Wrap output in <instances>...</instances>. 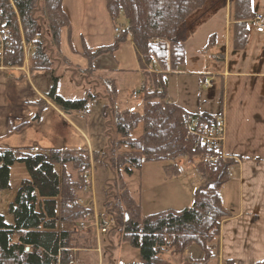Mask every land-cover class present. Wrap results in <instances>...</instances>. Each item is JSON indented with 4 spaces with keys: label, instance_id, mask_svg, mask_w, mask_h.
I'll return each instance as SVG.
<instances>
[{
    "label": "trees",
    "instance_id": "16d2710c",
    "mask_svg": "<svg viewBox=\"0 0 264 264\" xmlns=\"http://www.w3.org/2000/svg\"><path fill=\"white\" fill-rule=\"evenodd\" d=\"M211 1L217 0H106L111 22L121 32L108 46L88 48L83 44L82 56L89 62L87 72H94L92 62L96 58L113 55L130 36L142 73L143 111L114 109L112 100L117 90L114 81L109 80L114 97H110L111 104L103 108L102 115L108 135L109 129L114 127L119 139L110 136L104 153L30 147L0 150V191L10 188V170L16 163L23 164L29 174L21 181L9 206L13 222L8 223L0 214V264H70L74 262L77 249L102 248L101 239L95 233L84 234L78 229L92 210L76 202L85 195L83 189L91 183L92 168L95 171L94 163L100 158L118 176L117 182L114 179L112 188H108L113 190L105 192L108 201L116 192L112 204L105 203L112 206V212H107L113 217L112 229L121 231L123 239L139 249L141 264H207L216 259L222 222L233 216L222 203L221 190L230 181L229 169L235 161L229 157H221L217 164L203 165L196 161L201 155H221V150L191 134L185 120L193 115L207 127L218 115L191 113L173 101L167 89L170 73L158 71L154 65L157 63L166 69L170 61L171 69L175 70L183 64L186 24ZM219 1L228 5L234 22V50H243L250 21L257 16L252 0ZM37 7L38 0H0L1 15L8 20L13 32L7 58L15 66L23 63V36L35 47L31 53V71H46L53 58H58L61 29L67 27L70 32L71 27L62 0H44L49 23L46 33L35 15ZM57 84L58 78L53 77L47 97L64 112H87L89 102L96 98V94L90 92L85 98L66 99L58 93ZM140 123L143 133L133 138L132 131ZM122 144L129 150L121 151ZM108 155L109 159L105 160ZM181 159L192 161L202 179L192 205L143 216L141 201L133 197L123 175L130 176L141 170L145 162H167L163 168L165 174L177 176L181 173L178 164ZM92 221L90 217L88 223ZM64 224L71 228H64ZM193 244L200 246L203 255L187 260L184 253ZM174 256H180L177 263L172 262ZM225 264L233 262L228 260ZM256 264H264V261Z\"/></svg>",
    "mask_w": 264,
    "mask_h": 264
},
{
    "label": "crops",
    "instance_id": "0c3cea01",
    "mask_svg": "<svg viewBox=\"0 0 264 264\" xmlns=\"http://www.w3.org/2000/svg\"><path fill=\"white\" fill-rule=\"evenodd\" d=\"M252 5L257 14L264 15V0H252ZM62 8L71 27L70 32L67 27L61 30L62 58L74 66L87 69L89 62L82 56L83 44L88 48L108 46L117 35L106 10V0H62ZM227 9L230 18L228 5ZM120 22L123 24L124 20L121 18ZM222 43L224 47L221 53H216L213 58L219 64H216L213 73L207 71L212 64H204L206 60L203 58L195 59L191 65L193 68L183 73L181 68L187 67L190 62L186 43L185 59L181 66L172 70L170 61L166 69L157 63L154 65L158 71L169 72V76L186 74L198 77L210 73L209 79L206 77L205 80H212L214 94L219 95V105L208 113L224 116L222 152L226 156H234L239 162L234 176L221 190L222 203L233 216L222 222L218 253L213 261L217 264H225L228 260L233 264H256L264 261V32L258 33L251 24L246 47L236 51L232 21ZM206 46L199 53H203ZM201 61L203 64L200 65ZM92 66L94 76L114 80L116 85L121 75L127 78L128 75L139 76V86L143 81L130 36L113 55L99 56ZM70 69H65L66 75ZM37 73L29 78L19 71L4 73L13 83L4 87L1 96L3 105L0 103V107L4 108L0 112V125L7 129L4 138L9 142L7 146L95 152L93 137L101 135L99 131L104 120L102 110L108 106L107 96L98 92L93 99L102 100L100 119L92 116L89 109L87 112L60 111L46 95L51 88L47 87L53 84V77ZM42 76L46 77V87L42 82L35 84L34 78ZM76 86H79L78 82ZM92 87H97L95 82ZM175 102L188 106L179 97ZM97 110L99 112V107ZM197 110L195 113L207 112ZM23 122H27V125L22 130H16L15 127ZM97 251H100V247ZM184 257L187 260L193 258L189 250Z\"/></svg>",
    "mask_w": 264,
    "mask_h": 264
},
{
    "label": "rangeland",
    "instance_id": "374dc122",
    "mask_svg": "<svg viewBox=\"0 0 264 264\" xmlns=\"http://www.w3.org/2000/svg\"><path fill=\"white\" fill-rule=\"evenodd\" d=\"M35 15L38 22L41 24L42 29L44 28V31L46 33V30L49 29V23L45 17L44 0H38V7L35 11ZM228 16L227 5L223 1L217 0L209 2L203 9L195 12L190 17L186 24L185 30L187 57L190 59V62L187 67L181 68L183 73H186L188 70L190 71V68H193L191 65L193 64L194 60H198L199 58H203L204 60H206L204 62V64L206 65H208L209 63L212 64L208 66L207 71L210 73L214 72L216 64L219 65L218 63H216L217 61L213 59L214 55L216 53H221V50L224 47L222 43L224 35L232 24V20ZM208 43L209 48L205 49L203 53H199V51L202 50ZM22 44L24 54L23 63L20 66H16L21 69L12 70L13 72H22L24 76L28 78L32 74H35L37 72L44 73L45 76L51 75L52 77H57L60 81L57 91L66 99H81L87 97L88 93L90 92L96 95L98 92H101L103 95L107 96V105L109 106L111 104L110 97L113 96V84L109 82L107 83L109 79L105 77H96L94 76L93 72H87L88 68L81 69L80 67L74 66L73 64H70V62H67V60L62 58L60 46L57 51L58 58H53V63L49 70L31 71V53L33 52L35 47L33 45V42H26L23 36ZM202 62L203 61H201L200 65L203 64ZM58 66H60L61 69L60 67L58 68ZM66 68H71L70 70H68L67 75V72L65 73ZM4 73L5 72L0 71L1 104L3 103V101L1 100V96L4 92V87L7 88L8 86L13 84L12 79L8 78ZM210 73L206 75H200L198 77H189L186 74L176 76L170 75L167 82V89L168 93L171 95L170 97H173L174 101H177V97H179V99L188 104V106L186 105L185 107L190 112H198L197 109L210 112L219 105V95L217 94L215 96L214 89L208 87L205 83V78L207 77V79H209ZM83 77L85 78L84 80ZM94 79L95 81H93ZM34 81L36 85H38V81L39 83L42 82L44 87H46V77L42 76L38 77V79L34 78ZM140 81V77H135L134 75H128V78L124 75H121L117 80V85L114 81V86L117 90V96H113L114 98L112 97V106L114 109L116 107L119 111L129 109L142 113L143 104L141 97H134V92L140 89ZM76 82H78L79 86H76ZM94 82L97 86L96 88L92 87V84ZM51 86L47 87V89H49ZM132 91H134L133 94ZM213 101L214 104H211L213 103ZM101 102L102 100L100 98H97L96 101L91 100L89 102V110L90 113L92 112L91 115L96 116L98 119L101 118ZM179 105L182 106L181 104ZM98 107L99 112L97 110ZM3 109V107H0V112H2ZM4 112L5 111H3V113ZM104 122L105 120L102 119V129L99 131V133H101L100 137L98 135L93 137V144L95 149L94 151L100 154L104 153L107 149L108 138L110 136H112L114 139H119L116 130L113 129L114 127L109 129L110 135H108V128L106 127V123ZM23 124L27 125V122L21 123L20 125L15 127V129L22 130L25 127V125ZM142 133L143 125L142 123H140L134 128L131 136L133 138H137L142 135ZM6 136L7 129L4 127V125H0V150L5 147H9L7 146L9 145V142L4 139ZM120 148L121 151L129 150V147L125 144L120 145ZM219 149H222V146ZM233 158L235 157L233 156ZM107 159H109V155L105 158V160ZM196 161L200 162L199 159H196ZM234 161L239 164L237 159ZM164 164H167V162H145L141 170L134 171V173L130 176L125 174L123 175L124 182L130 192L133 194V197L141 201L143 216L157 213L166 209L181 210L191 206L193 203V195L196 189L202 183V179L200 177L201 175H199L200 173L197 171L196 166L192 161L186 159L179 160L178 164L181 173L173 177H168L165 174L163 169ZM94 165L95 171L92 168L90 180V184H92V191L91 185H87V189L86 187H84L83 191L85 192L86 189L88 192L85 193V195H83L81 198L86 199L92 196L91 199L89 198V202L93 207L96 208V213L98 214V217L96 216V218H93L94 222H98L99 226L104 222L111 225L113 217L107 212H109V210L112 212V206L109 207L110 205H105V203L111 202L112 204V201L114 199L113 196L116 192H113L111 201H108L110 199H107L105 192L109 188V186L112 188L111 185L115 181L114 179H116L118 176L111 170L109 166H106L104 164L101 158L98 159L94 163ZM232 166H230L229 169L230 179L234 176V173L231 172V169H233L231 168ZM10 174V188L0 191V214L5 217L8 223L13 222L12 215L9 212V206L14 200L21 181L29 177L25 166L21 163H16L14 166H12ZM111 190L113 189H108V192ZM121 191L122 190H120V192ZM67 225L68 224H64L63 227L66 229H70L71 225ZM99 226H96L94 223V226L91 227V229H93L92 232L97 236ZM83 233L85 234L87 233V231ZM100 236L102 247L100 251H97V249H77L74 253L75 264H141L139 249L133 246L129 241L124 240L121 231L111 228L108 234L102 233L101 235L100 233ZM189 251L190 257L193 258H198L203 255L200 246L195 244L189 247ZM177 257L174 256V260L172 259V262L177 263ZM208 264L217 263L216 261L211 260Z\"/></svg>",
    "mask_w": 264,
    "mask_h": 264
},
{
    "label": "built area",
    "instance_id": "2783aa9c",
    "mask_svg": "<svg viewBox=\"0 0 264 264\" xmlns=\"http://www.w3.org/2000/svg\"><path fill=\"white\" fill-rule=\"evenodd\" d=\"M253 24L256 27V31L258 33L264 32V16L257 15L253 20ZM119 32L118 29H116ZM12 39L13 32L9 27L8 20L4 19L0 12V71L8 72L16 69H21L14 66L10 59L7 58V53L10 51L12 47ZM208 86H211L209 82H207ZM138 96V92H134V97ZM186 126L191 134L198 136L199 140L202 143H206L208 145H214L218 149L221 147V143L223 140V132H224V118L218 117L212 125L204 127L201 125L200 121L197 117L189 116L185 120ZM220 159L218 155H202L199 157V160L204 164H217ZM231 168L234 169V166ZM231 169V170H233ZM87 189V187H86ZM77 203H82L81 200H77ZM90 213L86 214L85 220L80 223V229L83 231L87 230L86 220L90 217ZM105 231V227L102 229ZM70 264H74L71 262Z\"/></svg>",
    "mask_w": 264,
    "mask_h": 264
}]
</instances>
